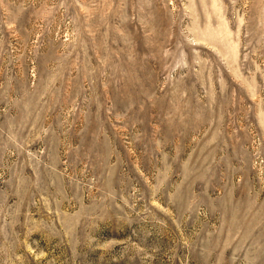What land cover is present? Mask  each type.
Returning <instances> with one entry per match:
<instances>
[{"label": "rangeland", "instance_id": "obj_1", "mask_svg": "<svg viewBox=\"0 0 264 264\" xmlns=\"http://www.w3.org/2000/svg\"><path fill=\"white\" fill-rule=\"evenodd\" d=\"M0 264H264V0H0Z\"/></svg>", "mask_w": 264, "mask_h": 264}]
</instances>
